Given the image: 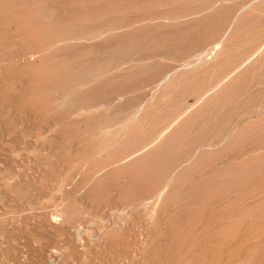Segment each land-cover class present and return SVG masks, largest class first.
I'll list each match as a JSON object with an SVG mask.
<instances>
[{"label": "rangeland", "instance_id": "obj_1", "mask_svg": "<svg viewBox=\"0 0 264 264\" xmlns=\"http://www.w3.org/2000/svg\"><path fill=\"white\" fill-rule=\"evenodd\" d=\"M0 96V264H264V0H0Z\"/></svg>", "mask_w": 264, "mask_h": 264}, {"label": "bare ground", "instance_id": "obj_2", "mask_svg": "<svg viewBox=\"0 0 264 264\" xmlns=\"http://www.w3.org/2000/svg\"><path fill=\"white\" fill-rule=\"evenodd\" d=\"M5 1V0H4ZM13 7V6H12ZM19 7V6H18ZM23 13V12H22ZM18 14V13H17ZM19 15V14H18ZM23 25V24H22ZM39 32V31H38ZM27 36V35H26ZM32 36V35H31ZM39 47V46H38ZM30 56V55H29ZM29 66V65H28ZM24 70V69H23ZM16 71V70H15ZM20 71V70H19ZM15 73H17V72H15ZM7 75V74H6ZM13 75V74H12ZM15 75V74H14ZM17 75V74H16ZM35 76V75H34ZM35 78V77H34ZM32 81V80H31ZM35 81V80H34ZM29 86H30V83H29ZM25 88V87H24ZM34 88V87H33ZM28 91V90H27ZM34 91V90H33ZM33 94V93H32ZM29 95L30 94H28V97H29ZM24 96V95H23ZM22 96V97H23ZM1 97V96H0ZM31 97V96H30ZM24 98V97H23ZM25 103V102H24ZM27 103H28V101H27ZM28 105V104H27ZM129 156V155H128ZM123 161V160H122ZM161 191V190H160ZM161 193V192H160ZM160 193H159V195H160ZM162 194V193H161ZM156 197H158V196H156ZM150 202V201H149ZM153 202V201H152ZM151 202V203H152ZM155 202V201H154ZM153 204V203H152ZM154 208V207H153ZM155 210V209H154ZM58 215V214H57ZM54 220H56L55 218H54ZM184 225V224H183ZM214 242V241H213ZM177 246H178V244H177ZM209 254V253H208ZM201 256V255H200ZM234 256V255H233ZM223 258V257H222ZM220 259V258H219ZM207 261V260H206Z\"/></svg>", "mask_w": 264, "mask_h": 264}]
</instances>
